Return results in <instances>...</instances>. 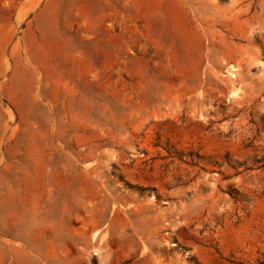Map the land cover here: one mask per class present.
Masks as SVG:
<instances>
[{
	"label": "rangeland",
	"instance_id": "1",
	"mask_svg": "<svg viewBox=\"0 0 264 264\" xmlns=\"http://www.w3.org/2000/svg\"><path fill=\"white\" fill-rule=\"evenodd\" d=\"M0 264H264V0H0Z\"/></svg>",
	"mask_w": 264,
	"mask_h": 264
},
{
	"label": "crops",
	"instance_id": "2",
	"mask_svg": "<svg viewBox=\"0 0 264 264\" xmlns=\"http://www.w3.org/2000/svg\"><path fill=\"white\" fill-rule=\"evenodd\" d=\"M24 244L26 245V241L24 240Z\"/></svg>",
	"mask_w": 264,
	"mask_h": 264
}]
</instances>
